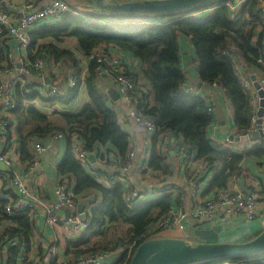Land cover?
<instances>
[{"label":"built area","instance_id":"1","mask_svg":"<svg viewBox=\"0 0 264 264\" xmlns=\"http://www.w3.org/2000/svg\"><path fill=\"white\" fill-rule=\"evenodd\" d=\"M3 1L5 0H0V48L8 50L0 62V195L6 198L2 213L6 217L26 215L32 222H35L36 217L41 216L51 229L52 237L40 261L33 260L27 243L21 237H4L0 242V264H5L4 261L12 251H15V264H116L120 262L123 264L131 260L136 249L141 245L138 243L161 238L165 231L178 230L182 233L183 240H189L186 227L189 219L211 220L216 216H222L219 218L240 217L245 222H252L258 218L256 195L246 194L238 187L218 189L211 197L200 198L191 211L178 207L161 216H155L144 233L129 245L111 251L80 255L70 253L65 259H60L55 246L59 231L68 242L74 243L86 232L91 218L85 212H78L79 199L70 192V183L66 179L59 178L53 186L51 198L47 201L42 199L41 189L44 175L40 173V156L52 150L54 144L67 140L73 159L97 184L111 189L114 184L119 183L123 188V202L127 206L132 207L147 202L157 195L158 191L152 185L145 184L142 178L143 173H149L147 160L135 170L139 178L131 173L132 162L136 156L135 149L130 145L131 138H128L126 153L120 155L103 145H98L102 148L93 146L92 149H88L75 133L67 135L53 133L47 137L48 142L45 144L33 143L31 139L26 146L29 158L23 159L22 145L17 134L18 123L14 115L18 109L19 100L21 99L23 107H31L38 113L51 117L54 113L67 112L60 108L59 104L63 100L71 98L74 94L78 96L80 91H86L87 68L79 76L71 70L63 73L59 62H56L51 53L47 51H41L33 60L29 58L28 49L32 43V32L44 22L50 21L55 24L68 16L80 18L89 15L91 19L97 20L94 24L100 25H104L105 21L99 18L101 14L95 13L97 11L94 6H71L66 0L51 2L21 0V15L16 17L3 8ZM245 1L234 0L225 5L234 15ZM255 1L259 20L264 26V0ZM11 42H14L18 55H12L9 50ZM223 55L228 58L233 73L248 98L250 107V127L247 133L243 136L233 135L234 137L246 136L247 141H230L226 136L230 133L224 135L225 142L231 147V152L242 154L263 141L260 138L252 139V135L260 133L264 136V106L262 116L257 117V112L261 108L259 103L264 101V72L247 65L233 44H229ZM86 61L95 65L96 81L108 85L119 95L124 117L143 136L145 156H149L148 149L152 144V139L157 137L162 143L169 142L175 146L184 169L189 168L194 162L203 161L199 167L203 174H208L213 167L210 161L198 158L196 149L186 145L180 135L169 130L158 133L154 121L138 113L136 100L139 94L130 75L131 58L116 53V51H105L104 48L98 47L88 54ZM256 63L264 69L263 58H258ZM180 72L184 74L182 69ZM47 79L49 83L46 82ZM208 88L224 93L216 83H212ZM260 92L263 96H260ZM31 95L35 97L30 98ZM177 95L194 97L204 102L207 116L212 122L215 97L207 91L201 92L187 86L186 82L179 87ZM259 119L261 125L258 129ZM213 128L219 129L218 124L215 123ZM261 164L264 169V160ZM188 183H194L193 178L189 179ZM199 192V187L195 188L193 196H197ZM64 210L70 211L68 217L62 215ZM255 259L264 260V254Z\"/></svg>","mask_w":264,"mask_h":264},{"label":"trees","instance_id":"2","mask_svg":"<svg viewBox=\"0 0 264 264\" xmlns=\"http://www.w3.org/2000/svg\"><path fill=\"white\" fill-rule=\"evenodd\" d=\"M228 1L231 3L234 0H220L181 13H108L103 16L104 25L90 24L87 21L90 19L89 15L80 18L68 16L52 27L32 33L28 55L33 60L41 51H47L51 53L56 62H63L65 59L66 63L69 61L72 65L74 64L77 67L75 71L77 76L80 73L78 54L86 58L94 48L102 47L105 51L116 48L124 54L136 57L141 65L142 75L150 85L148 95L136 85L139 94L136 100L138 113L146 119L153 120L158 133L169 130L180 135L186 145L196 149L198 158L210 161L212 166L217 163L219 167L215 171L210 188L224 189L228 180L239 170L242 157L230 150H214L206 135L211 119L207 116L204 102L194 97L177 95L179 87L185 82L180 72L178 37L180 35L189 37L196 52L201 82L207 86L216 83L221 87L233 108L237 134L245 135L250 127L248 98L243 93L232 66L223 52L228 49L229 44H233L247 65L264 72V69L256 63L258 58H263L264 62L262 47L264 26L258 19L255 0H246L234 15L225 5L229 3ZM204 10H211L212 13L203 18L191 17L193 13ZM258 25L261 27V32L257 34L255 29ZM255 35L257 41L253 46L251 39ZM65 39L75 40L77 55H75V50H65L57 46ZM45 40H50V43L43 42ZM94 69L93 63L87 64L85 84L88 102L78 114L54 113L53 117L58 116L60 122L53 123L50 118L49 123L46 115L38 113L31 107H23L21 99L19 100L18 109L14 115L18 123L17 134L22 145L23 159L29 158L26 146L31 138L45 139L53 133H64L65 135L75 133L88 149H92L96 144H107L111 145L120 155L126 153L128 136L121 130L115 113L108 106V97L98 89ZM132 79L134 80L133 77ZM149 94L153 96L152 105ZM34 97L35 95L30 96V98ZM74 97L75 94L72 98ZM26 126L28 129L25 132ZM258 155H264V149L259 151ZM163 160L162 156L153 152L150 165L154 169L168 171ZM57 171L59 175L72 176L75 183L73 187L75 195L95 190L101 196L100 205L91 211L88 229L78 241L67 243L66 255L111 251L129 245L144 233L155 216H161L168 210L169 198L167 197L137 207L127 206L123 202V188L119 183L114 184L111 189L98 185L76 163L69 149L58 165ZM2 210L3 205H0V212ZM1 215L0 221H12L15 226L14 228L7 227L0 233V242L6 236H18L25 243L28 242L30 236L28 217L26 215L6 217L3 213ZM118 223L126 227L127 241L110 249H101L99 244L97 247L89 245L91 238L105 236V230ZM190 241L200 242L194 239ZM13 252L15 253V251L11 253L14 254ZM245 259L248 260L251 257L231 259L228 263L264 264V260L243 262L242 260ZM129 263L130 261H127L123 264ZM10 264H14L12 258H10ZM116 264H122V262Z\"/></svg>","mask_w":264,"mask_h":264},{"label":"crops","instance_id":"3","mask_svg":"<svg viewBox=\"0 0 264 264\" xmlns=\"http://www.w3.org/2000/svg\"><path fill=\"white\" fill-rule=\"evenodd\" d=\"M53 0H46V2H51ZM71 6H92L90 0H66ZM122 2H136V1H145V0H119ZM151 1V0H148ZM20 2L21 0H5L3 1V8L10 12L13 16L20 17ZM229 2V1H228ZM230 3V2H229ZM89 6V7H90ZM93 12H95L93 10ZM98 15V11L95 12ZM211 10L195 12L191 17L203 18L211 14ZM78 18V17H75ZM88 19V18H87ZM259 19V16H258ZM63 20V19H62ZM90 24L96 22L94 18L87 20ZM54 22H44L40 27L34 29V32L42 31L48 27H52ZM255 32L258 34L261 32V27L258 25L255 29ZM32 39V34H31ZM71 44L70 48H66L63 43L57 44L59 48L65 50H75V55L77 52V44L75 40L69 39ZM48 41V40H45ZM257 41V36L255 35L251 39V45L255 46ZM1 43V41H0ZM263 47V42H262ZM7 48L0 49L1 59L0 62L4 59V56L7 54ZM9 50L12 52V55H18L17 50L15 49L14 42L10 43ZM108 51H116V53L123 54L128 58L132 59L131 62V77L134 78L135 85L139 87L146 94L150 90V85L146 81L145 77L141 72V65L133 55L124 54L122 51L116 48H110ZM13 56V57H14ZM178 57L180 69L183 70V76L187 86L193 87L196 90L201 92L207 91L208 94L215 97V102L213 105V120L208 125L206 129L207 139L210 142L211 147L214 150H230L231 147L228 143L225 142V134L230 133L231 135L237 136V129L234 123V113L233 108L226 97L225 93H221L218 90L208 88L207 85L201 82L198 71V60L196 56L195 49L190 41L189 37L186 35H180L178 37ZM78 69L79 75L86 70L87 61L86 58H82L78 54ZM64 61H66L64 59ZM61 71L66 73L68 71H76V66L69 61L67 65L62 64V61H58ZM64 65V67H63ZM50 71V67L48 69ZM76 73V72H75ZM98 89L108 97V106L116 115V120L121 128L124 131L128 138H131L130 145L135 149L136 156L132 162L131 173L136 175L139 178V174L135 170L143 165L145 160L149 164V173H143L142 178L145 181V184L152 185L157 191L158 194L154 195L151 200L147 202L140 203L134 207L140 206L142 204L151 203L162 197L169 198V207L166 212L178 207H182L187 211H191L193 206L198 202V200L205 197H211L215 191L219 188L211 187L210 184L215 176V171L219 167L217 163H214V166L209 170L208 174H203L199 164L203 161L194 162L190 165L189 168H183V162L180 160L179 156L176 153V148L169 142L162 143L157 137H153L152 144L148 149V155L144 153L143 145V136L141 132L133 128L129 121L124 117V110L121 105L120 99L114 101L111 98L112 94L116 92L109 87L108 85L101 84L97 82ZM201 85L200 87H198ZM148 95V94H147ZM150 95V94H149ZM88 102L87 92L85 90L80 91L78 96L74 98H68L62 101L60 105L61 110H65L71 114L80 113L81 109ZM150 103L153 104V96L150 95ZM122 113V114H121ZM217 123L219 129H214L213 125ZM32 139V138H31ZM33 143L40 142L46 143L47 138L45 139H33ZM100 144H96L98 146ZM108 147L111 150L116 151L112 148L111 145H103ZM232 146V145H231ZM102 148V147H97ZM68 149L70 150L69 142L67 140H61L57 144H54L52 150L45 152L44 155L40 156L41 159V168L40 173L44 175V180L42 181V199L47 201L52 196V189L54 184L59 178L68 180L70 183V192H73V187L75 185L74 179L72 176L68 175H59L57 171L58 165L64 159ZM264 149V141L261 144L256 145L250 151L244 152L242 154L235 153L236 155H241L242 161L239 164V170L234 173V175L228 180L225 188H234L238 187L244 192H250V194L256 195L257 202V219L252 222H245L240 217H225L220 219L216 216L211 220H187V230L189 232V240H197L203 243L216 244V243H242L252 239L255 235L263 231L264 229V169L262 167V162L264 160V155H258V152ZM27 150V148H26ZM63 152V153H62ZM117 152V151H116ZM156 152L159 156L163 157L166 169L168 171L154 169L150 165V159L153 154ZM62 153V154H61ZM28 154V150H27ZM29 156V154H28ZM204 159V158H203ZM82 168V167H81ZM83 169V168H82ZM84 172L88 175L87 171L83 169ZM148 174V175H147ZM203 174V175H202ZM64 176V177H61ZM193 178L194 183H188V180ZM99 185V184H98ZM199 187V194L193 196L194 189ZM221 189V188H220ZM75 195V194H74ZM79 199V205H83L82 212H85L86 208L90 210V213L93 208L97 207L101 203L100 193L95 190H88L79 195H75ZM7 197V196H6ZM6 198L3 195H0V205L2 206ZM165 212V213H166ZM2 211L0 212V217ZM64 215V212H62ZM91 218V216H90ZM91 220V219H90ZM12 222V221H11ZM8 222L6 220L0 221V233H2L7 227L14 228L15 224L13 222ZM52 237L51 229L45 224L44 218L41 216L36 217L35 222L30 221V236L27 243L29 252L34 261H40L43 257L49 240ZM96 238V239H95ZM93 237L90 239V243L95 242L100 237ZM161 238H171V239H182V233L178 230H169L162 233ZM55 246L57 248L60 259L66 258L67 243L68 241L63 237L61 231L56 239ZM100 243H96L95 247ZM94 245V244H93ZM92 246V245H90ZM14 253V252H13ZM15 253L10 254L5 260V264H10V258H12L13 263L15 264ZM228 261H225V264H229Z\"/></svg>","mask_w":264,"mask_h":264},{"label":"water","instance_id":"4","mask_svg":"<svg viewBox=\"0 0 264 264\" xmlns=\"http://www.w3.org/2000/svg\"><path fill=\"white\" fill-rule=\"evenodd\" d=\"M220 0H145L136 2H122L119 0H90L92 6L103 16L108 13L117 14H162V13H181L190 11L196 7L214 3ZM254 81V78H251ZM49 83V80H46ZM199 85L198 87H200ZM254 86L257 88L256 83ZM260 96L263 93L260 92ZM111 98L116 101L119 99L117 93L112 94ZM261 107L257 112L260 118L263 114L262 107L264 101L259 103ZM261 120L257 121L259 129ZM230 141H247V137H234L226 135ZM262 139L260 133L252 135V139ZM93 161V158L90 157ZM250 194V192H246ZM83 205L78 206V212L82 213ZM70 211L64 210L65 217L69 216ZM264 253V229L252 239L242 243H216L208 244L183 239L157 238L143 242L135 251L129 264H202L206 262H216L222 264L231 259H243L259 256ZM249 260V259H248Z\"/></svg>","mask_w":264,"mask_h":264},{"label":"rangeland","instance_id":"5","mask_svg":"<svg viewBox=\"0 0 264 264\" xmlns=\"http://www.w3.org/2000/svg\"><path fill=\"white\" fill-rule=\"evenodd\" d=\"M43 42H46V43H50V40L48 41H43ZM41 42V43H43ZM71 42L69 39H65L64 40V45L66 48H70L71 47ZM63 64L64 65H67V63L65 61H63ZM63 65V67H64ZM50 118L52 119L51 121L54 123L55 121L57 122H60V119L59 117L57 116H51L50 115L48 116V122L50 123ZM43 126V125H41ZM28 129V126H26L24 128V131L26 132ZM25 134V133H24ZM41 139V138H40ZM63 153V152H62ZM61 153V154H62ZM85 213L90 217L91 216V213H90V210L88 208H86L85 210ZM96 239V238H95ZM128 240V237L126 235V227L123 226L121 223H118V224H114L112 225L109 229L105 230V236L103 237H100L99 239H97L95 242L93 243H90L89 245H92L93 244L95 245L96 243H100L99 246L102 247L101 249H104V248H107V249H110L114 246H116L117 244L119 243H123L125 241ZM252 259H245V260H242L243 262H248ZM213 264H216V263H213Z\"/></svg>","mask_w":264,"mask_h":264}]
</instances>
